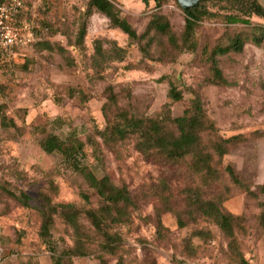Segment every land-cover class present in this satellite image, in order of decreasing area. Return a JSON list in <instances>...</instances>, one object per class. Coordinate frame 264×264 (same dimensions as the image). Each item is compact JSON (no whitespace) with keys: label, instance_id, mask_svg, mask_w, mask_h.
Masks as SVG:
<instances>
[{"label":"rangeland","instance_id":"obj_1","mask_svg":"<svg viewBox=\"0 0 264 264\" xmlns=\"http://www.w3.org/2000/svg\"><path fill=\"white\" fill-rule=\"evenodd\" d=\"M19 1L22 8L17 21L30 27L34 40L13 50L8 62L0 65V106L5 118L15 124L14 128L0 127V264H52L54 256L71 246L70 231L57 218L50 238H39V196L47 192L48 180H52L53 203L83 206L79 193L86 191L87 185L75 164L87 167L97 179L106 175L113 184L125 185L136 203L129 224L114 228L123 238L124 264H238L236 253L213 223L200 218L193 221L185 213L183 190L194 188L197 182L184 165L164 167L145 159L131 141L110 152L94 136V130L105 126L101 107L107 87L117 95L120 107L135 116L149 117L163 111L171 85L182 92L181 101L170 107L172 117L181 116L189 102L199 98L217 138L242 137L228 148L219 169L229 167L244 188L232 185L221 173L217 183L203 189V195L226 199L223 209L239 218L237 252L248 264H264V231L258 220L263 200L259 188L264 182V45L254 42L255 27H264V20L253 15L246 19L247 26L227 25L223 15L228 11L221 4L208 3L211 15L196 30V53H178L153 32L148 45L146 40L130 43L103 15L94 12L84 18V0ZM113 1L119 16L138 35L146 31L155 15L164 17L177 37L182 34L184 15L173 0L159 7L152 1ZM256 1L264 8V0ZM83 22V45L75 48ZM234 39L241 41L239 52L213 55L225 82L213 85L203 48L210 54ZM96 40L114 42L126 51L123 62L112 63L105 71L104 80L95 78L89 69ZM36 42L61 46L67 53L36 52L32 47ZM65 88L85 92L89 100L82 105L70 98ZM48 135L60 140L72 136L82 142L90 137L99 148L94 155L87 146L75 163L66 161L58 153L47 155L40 150L39 142ZM163 179L171 195L170 207L180 212L183 228L175 213H162V228L157 226ZM6 190L16 195L23 192L27 205L7 196ZM106 260L107 264L116 263L113 257ZM72 264L100 263L88 257L73 258Z\"/></svg>","mask_w":264,"mask_h":264},{"label":"trees","instance_id":"obj_2","mask_svg":"<svg viewBox=\"0 0 264 264\" xmlns=\"http://www.w3.org/2000/svg\"><path fill=\"white\" fill-rule=\"evenodd\" d=\"M1 1V0H0ZM86 10L84 18H88L96 12L103 15L111 28L118 29L130 43H140L146 40L148 45L149 33L153 32L161 38H165L168 46L178 52L196 53L198 49L196 30L204 19L210 17L208 3L222 5V9L228 11L223 15L227 25H249L247 18L256 16L264 20V8L256 0H202L196 6L181 11L184 15V27L180 37H177L170 29L167 20L162 16H154L148 22L146 31L138 35L135 29L119 16L117 4L113 0H84ZM145 4L152 1L156 7L168 0H142ZM258 34L254 37L257 45H264V27H255ZM86 32V24L83 22L77 33L74 45L80 48ZM148 40V42H147ZM36 52L56 50L62 56L67 51L61 46L54 48L47 42H36L32 45ZM241 41L234 39L224 48L215 47L210 54L203 48L205 60L210 64L212 72L211 84H223L222 76L216 67L213 55L224 54L229 51L239 52ZM126 57V51L118 47L114 42L96 40L93 43V52L89 59V69L95 78L104 80V73L112 63H121ZM70 98H76L80 104L89 100L85 92L71 88H65ZM106 101L101 107L102 117L105 121L103 130H94V136L99 139L100 145L108 151L114 152L119 145L131 141L134 149L145 159H153L162 166L184 165L189 174L195 178L197 185L194 188L183 190L185 198V213L191 220L200 218L213 223L228 241L231 252L236 253L238 264H248L244 257L237 252L235 229L239 218L227 213L222 204L226 200L219 196L204 198L203 189L214 185L220 179L221 173H225L232 185L244 188L237 175L229 168L219 169L223 157L228 148L242 140L241 136L228 139L217 138L214 135L215 128L208 120L199 98L191 100L179 117L170 115V107L181 101L182 92L171 85L166 95L167 103L163 111L155 116L140 117L118 105V97L111 87L105 90ZM0 106V127L14 128L12 120L6 119ZM89 146L96 155L99 148L92 138L85 142L76 137L60 140L55 135H48L39 142L40 150L50 155L58 153L66 161L75 163L78 156L84 155L85 148ZM97 157V156H96ZM75 171L79 173L87 185L86 191L79 193L83 206L64 205L52 202L55 192L54 182L48 180L47 192L41 193L40 216L41 222L38 230L40 239L46 240L51 236L55 227V219H59L66 229L70 231L71 246L61 255L52 258V264H72L73 258L93 257L100 264H107V257L116 258L115 264H124L122 249L123 238L114 231L118 225H126L131 221V214L137 206L125 185H115L104 175L97 179L87 167L77 166ZM162 189L158 194L161 208L157 210V226L162 228L160 215L162 213H175L177 224L180 228L185 226L180 212H174L170 207L171 195L165 180L160 183ZM263 197L259 204V225L264 231V182L259 188ZM165 192L168 194L165 195ZM5 194L15 201L26 206L28 197L23 193L15 194L6 190ZM21 201V202H20ZM199 236L202 232L198 233Z\"/></svg>","mask_w":264,"mask_h":264},{"label":"built area","instance_id":"obj_3","mask_svg":"<svg viewBox=\"0 0 264 264\" xmlns=\"http://www.w3.org/2000/svg\"><path fill=\"white\" fill-rule=\"evenodd\" d=\"M21 8L19 0L0 1V65L8 62L13 50L24 48L34 40L30 27L17 21Z\"/></svg>","mask_w":264,"mask_h":264},{"label":"water","instance_id":"obj_4","mask_svg":"<svg viewBox=\"0 0 264 264\" xmlns=\"http://www.w3.org/2000/svg\"><path fill=\"white\" fill-rule=\"evenodd\" d=\"M182 10H187L196 6L202 0H173Z\"/></svg>","mask_w":264,"mask_h":264}]
</instances>
